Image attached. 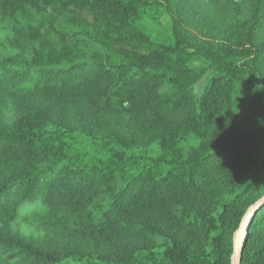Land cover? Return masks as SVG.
Wrapping results in <instances>:
<instances>
[{
  "label": "trees",
  "instance_id": "1",
  "mask_svg": "<svg viewBox=\"0 0 264 264\" xmlns=\"http://www.w3.org/2000/svg\"><path fill=\"white\" fill-rule=\"evenodd\" d=\"M0 11L39 20L0 58V264H230L264 197V0ZM240 264H264V205Z\"/></svg>",
  "mask_w": 264,
  "mask_h": 264
},
{
  "label": "rangeland",
  "instance_id": "2",
  "mask_svg": "<svg viewBox=\"0 0 264 264\" xmlns=\"http://www.w3.org/2000/svg\"><path fill=\"white\" fill-rule=\"evenodd\" d=\"M38 19L27 18L19 16L16 20H12L4 16L0 11V58L2 57H13L19 54L20 51V36L17 34L18 31L24 28L28 23L36 25ZM162 27L167 28L171 25V19L169 17H163L161 20ZM262 58V64L264 67V54ZM26 90H29L30 85H33L31 81H28ZM14 116V110L11 105L7 102L5 97L0 96V121H11ZM20 221V220H19ZM18 221V222H19ZM21 229L27 231L23 224Z\"/></svg>",
  "mask_w": 264,
  "mask_h": 264
},
{
  "label": "water",
  "instance_id": "3",
  "mask_svg": "<svg viewBox=\"0 0 264 264\" xmlns=\"http://www.w3.org/2000/svg\"><path fill=\"white\" fill-rule=\"evenodd\" d=\"M263 205H264V197L261 198L259 201H257L253 206H251L245 213V216L242 220L240 227L233 235V251L230 257V264L241 263L243 243L245 242L248 234L250 219L253 213Z\"/></svg>",
  "mask_w": 264,
  "mask_h": 264
},
{
  "label": "clouds",
  "instance_id": "4",
  "mask_svg": "<svg viewBox=\"0 0 264 264\" xmlns=\"http://www.w3.org/2000/svg\"><path fill=\"white\" fill-rule=\"evenodd\" d=\"M258 123H260L261 125H264V120H259Z\"/></svg>",
  "mask_w": 264,
  "mask_h": 264
}]
</instances>
